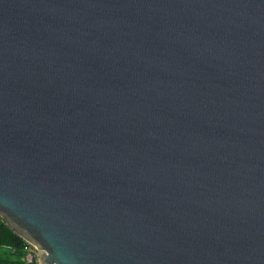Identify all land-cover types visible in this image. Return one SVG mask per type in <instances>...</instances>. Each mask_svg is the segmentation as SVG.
<instances>
[{
    "label": "water",
    "instance_id": "obj_1",
    "mask_svg": "<svg viewBox=\"0 0 264 264\" xmlns=\"http://www.w3.org/2000/svg\"><path fill=\"white\" fill-rule=\"evenodd\" d=\"M0 218L40 264H264V0H0Z\"/></svg>",
    "mask_w": 264,
    "mask_h": 264
},
{
    "label": "trees",
    "instance_id": "obj_2",
    "mask_svg": "<svg viewBox=\"0 0 264 264\" xmlns=\"http://www.w3.org/2000/svg\"><path fill=\"white\" fill-rule=\"evenodd\" d=\"M0 247L12 250L16 260L0 259V264H39L37 261L27 263L24 257L32 250L31 246L16 235L0 218Z\"/></svg>",
    "mask_w": 264,
    "mask_h": 264
},
{
    "label": "built area",
    "instance_id": "obj_3",
    "mask_svg": "<svg viewBox=\"0 0 264 264\" xmlns=\"http://www.w3.org/2000/svg\"><path fill=\"white\" fill-rule=\"evenodd\" d=\"M32 250L27 254L25 257V261L27 263H32L34 261H37L40 264V257L43 255V253L37 251L35 248L31 247Z\"/></svg>",
    "mask_w": 264,
    "mask_h": 264
},
{
    "label": "rangeland",
    "instance_id": "obj_4",
    "mask_svg": "<svg viewBox=\"0 0 264 264\" xmlns=\"http://www.w3.org/2000/svg\"><path fill=\"white\" fill-rule=\"evenodd\" d=\"M0 259L16 260V255H13L12 250L0 247Z\"/></svg>",
    "mask_w": 264,
    "mask_h": 264
}]
</instances>
